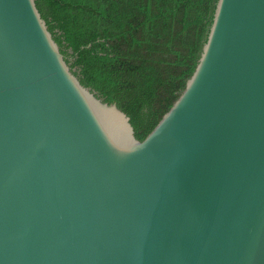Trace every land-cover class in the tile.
Listing matches in <instances>:
<instances>
[{
    "label": "water",
    "instance_id": "1",
    "mask_svg": "<svg viewBox=\"0 0 264 264\" xmlns=\"http://www.w3.org/2000/svg\"><path fill=\"white\" fill-rule=\"evenodd\" d=\"M0 264H264V0H216L141 140L0 0Z\"/></svg>",
    "mask_w": 264,
    "mask_h": 264
},
{
    "label": "trees",
    "instance_id": "2",
    "mask_svg": "<svg viewBox=\"0 0 264 264\" xmlns=\"http://www.w3.org/2000/svg\"><path fill=\"white\" fill-rule=\"evenodd\" d=\"M216 0H35L79 82L141 140L194 69Z\"/></svg>",
    "mask_w": 264,
    "mask_h": 264
}]
</instances>
